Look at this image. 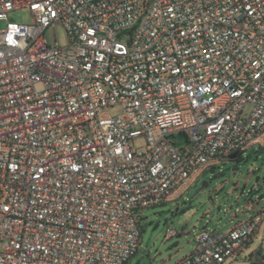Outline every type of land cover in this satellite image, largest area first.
Returning a JSON list of instances; mask_svg holds the SVG:
<instances>
[{"label": "built area", "instance_id": "built-area-1", "mask_svg": "<svg viewBox=\"0 0 264 264\" xmlns=\"http://www.w3.org/2000/svg\"><path fill=\"white\" fill-rule=\"evenodd\" d=\"M1 20L0 264H127L142 210L264 135V0H0ZM263 217L176 264H226Z\"/></svg>", "mask_w": 264, "mask_h": 264}, {"label": "rangeland", "instance_id": "rangeland-1", "mask_svg": "<svg viewBox=\"0 0 264 264\" xmlns=\"http://www.w3.org/2000/svg\"><path fill=\"white\" fill-rule=\"evenodd\" d=\"M8 20L31 24L33 15L30 10L22 9L10 12ZM8 20L0 21V31L5 29ZM46 38L51 45L57 42L63 46L67 42L66 31L59 25L49 29ZM120 111L119 107H114L110 113L115 116ZM136 144L143 145L144 138ZM185 144L181 140V145ZM241 155L244 159L241 164L224 159L174 202L142 210L140 248L127 264H176L193 252L195 236L204 230L227 233L235 225L262 215L264 135ZM173 229L179 235L166 239L168 231ZM249 244L226 264L264 263V217Z\"/></svg>", "mask_w": 264, "mask_h": 264}, {"label": "water", "instance_id": "water-1", "mask_svg": "<svg viewBox=\"0 0 264 264\" xmlns=\"http://www.w3.org/2000/svg\"><path fill=\"white\" fill-rule=\"evenodd\" d=\"M240 155H241L240 153L236 152V153L230 155V156H229V159L232 160V161L237 160V159L239 158ZM243 160H244L243 158L240 159V160H238V161L236 162V164L242 163ZM204 186H206V183L203 184V187H204Z\"/></svg>", "mask_w": 264, "mask_h": 264}, {"label": "flooded vegetation", "instance_id": "flooded-vegetation-1", "mask_svg": "<svg viewBox=\"0 0 264 264\" xmlns=\"http://www.w3.org/2000/svg\"><path fill=\"white\" fill-rule=\"evenodd\" d=\"M240 159H242V155H240L239 158H238L237 160H234V161H232V160H230V159H229V160H230L231 162H233L235 165H237L236 162H237L238 160H240ZM239 164H241V163H239ZM239 164H238V165H239Z\"/></svg>", "mask_w": 264, "mask_h": 264}, {"label": "crops", "instance_id": "crops-1", "mask_svg": "<svg viewBox=\"0 0 264 264\" xmlns=\"http://www.w3.org/2000/svg\"><path fill=\"white\" fill-rule=\"evenodd\" d=\"M174 201H175V200H172V201H170V202H168V203H171V202H174ZM173 230H174V229H173ZM182 233H183V232H182ZM178 235H179V233H178ZM250 242H251V241H250ZM250 242H249V243H250ZM249 243H248V244H249ZM248 244H247L244 248H246V247L248 246ZM249 245H250V244H249ZM244 248H243V249H244ZM243 249H242L238 254H240V253L243 251ZM263 264H264V263H263Z\"/></svg>", "mask_w": 264, "mask_h": 264}]
</instances>
